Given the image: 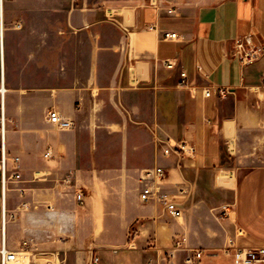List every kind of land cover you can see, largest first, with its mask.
Wrapping results in <instances>:
<instances>
[{"label":"crops","instance_id":"crops-1","mask_svg":"<svg viewBox=\"0 0 264 264\" xmlns=\"http://www.w3.org/2000/svg\"><path fill=\"white\" fill-rule=\"evenodd\" d=\"M237 41L264 47V0H0L6 147L21 175L4 199L0 188V244L28 264H187L185 250L166 258L175 241L264 247V56L241 64ZM51 110L74 127L48 123ZM160 141L195 152L164 156ZM155 167L181 218L140 201Z\"/></svg>","mask_w":264,"mask_h":264},{"label":"built area","instance_id":"built-area-1","mask_svg":"<svg viewBox=\"0 0 264 264\" xmlns=\"http://www.w3.org/2000/svg\"><path fill=\"white\" fill-rule=\"evenodd\" d=\"M165 40L176 39L175 33H164L162 36ZM235 56L243 65L253 64L264 56V47L262 46H245L241 41L235 43ZM164 66L168 69L173 68L174 64L170 60L164 61ZM184 78L185 74H181ZM264 86V80H262ZM205 97L210 96V91L204 92ZM47 122L55 126L58 130H71L74 127L73 122L68 121L60 116V114L51 110L47 113ZM6 118L4 113V89L0 87V188L2 197L4 199L5 192L9 185L21 180V175L17 171L19 159L17 157L10 158L8 156L6 147ZM162 155L168 156L173 153H180L183 155H192L195 152L194 146L186 141H179L172 144L160 141ZM50 152L45 154L49 156ZM9 163L12 164V170L9 169ZM164 171L161 167H155L143 170L139 176L140 192L139 199L143 203L157 202L163 206L165 212L172 218H181L182 210L177 207L176 203L170 196L160 189V181L162 180ZM22 192L21 189H18ZM75 200L78 205L84 202V196L81 192L75 195ZM231 212L230 205H223L220 207L217 217L226 218ZM3 223L5 222V211L2 214ZM23 245H26L24 242ZM178 250L186 251L185 262L187 264L199 263L205 256H222L230 258L232 264H264V247H241L238 246L234 238H228L225 245L217 252L212 254L202 249H191L183 245L181 241H175L174 245L166 253V258L171 259L175 256ZM99 258L93 256L91 264H98ZM0 264H28V260L21 252L10 251L5 246V241L2 236L0 244ZM146 264H152L147 262Z\"/></svg>","mask_w":264,"mask_h":264},{"label":"rangeland","instance_id":"rangeland-1","mask_svg":"<svg viewBox=\"0 0 264 264\" xmlns=\"http://www.w3.org/2000/svg\"><path fill=\"white\" fill-rule=\"evenodd\" d=\"M5 118H6V116H5ZM7 125H8V122H6V130H7Z\"/></svg>","mask_w":264,"mask_h":264}]
</instances>
